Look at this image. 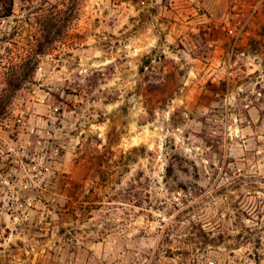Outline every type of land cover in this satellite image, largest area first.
Here are the masks:
<instances>
[{"label": "rangeland", "instance_id": "obj_1", "mask_svg": "<svg viewBox=\"0 0 264 264\" xmlns=\"http://www.w3.org/2000/svg\"><path fill=\"white\" fill-rule=\"evenodd\" d=\"M70 6L11 92L41 20ZM6 14L0 264H264V0Z\"/></svg>", "mask_w": 264, "mask_h": 264}, {"label": "trees", "instance_id": "obj_2", "mask_svg": "<svg viewBox=\"0 0 264 264\" xmlns=\"http://www.w3.org/2000/svg\"><path fill=\"white\" fill-rule=\"evenodd\" d=\"M5 4V1H4ZM7 5V14L5 17H8L12 14L13 0H6ZM73 6L68 7L64 11L56 12L55 14L51 13L49 16H46L41 20L40 32L41 38L37 41L34 54L28 57L25 61V64L19 67L20 72L14 74L12 80L9 82V87L11 92L17 90L22 82H25L30 73L31 69H28L29 64L35 66L37 63V56L42 54L49 45L62 34V31L67 28L69 18H72Z\"/></svg>", "mask_w": 264, "mask_h": 264}]
</instances>
